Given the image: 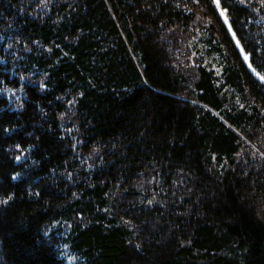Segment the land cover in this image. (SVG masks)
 <instances>
[{
    "label": "trees",
    "instance_id": "16d2710c",
    "mask_svg": "<svg viewBox=\"0 0 264 264\" xmlns=\"http://www.w3.org/2000/svg\"><path fill=\"white\" fill-rule=\"evenodd\" d=\"M219 4L251 68L214 0H0V264H264V0Z\"/></svg>",
    "mask_w": 264,
    "mask_h": 264
},
{
    "label": "rangeland",
    "instance_id": "374dc122",
    "mask_svg": "<svg viewBox=\"0 0 264 264\" xmlns=\"http://www.w3.org/2000/svg\"><path fill=\"white\" fill-rule=\"evenodd\" d=\"M217 4V3H216ZM217 7H218V10H219V12H220V15L223 17V19H225L226 17H225V15H224V11L221 9V7H220V4H217ZM227 20V19H226ZM234 39H235V37H234ZM235 41H237V40H235Z\"/></svg>",
    "mask_w": 264,
    "mask_h": 264
},
{
    "label": "bare ground",
    "instance_id": "6f19581e",
    "mask_svg": "<svg viewBox=\"0 0 264 264\" xmlns=\"http://www.w3.org/2000/svg\"><path fill=\"white\" fill-rule=\"evenodd\" d=\"M224 20H225L226 23H227V20H226V19H224ZM227 24H228V23H227ZM239 49H240V52H241L243 58L245 59L246 63L249 64V63H248V60H247V58H246L247 56H246V54L242 51V49L240 48V46H239Z\"/></svg>",
    "mask_w": 264,
    "mask_h": 264
},
{
    "label": "snow or ice",
    "instance_id": "6c2138e0",
    "mask_svg": "<svg viewBox=\"0 0 264 264\" xmlns=\"http://www.w3.org/2000/svg\"><path fill=\"white\" fill-rule=\"evenodd\" d=\"M214 2L217 3V4H219V0H214ZM257 75H259V73H257ZM261 79H264V77H261ZM17 147H19V145H17ZM17 159H19V157H17Z\"/></svg>",
    "mask_w": 264,
    "mask_h": 264
}]
</instances>
